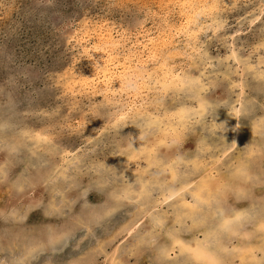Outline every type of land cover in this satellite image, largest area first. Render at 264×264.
Wrapping results in <instances>:
<instances>
[{"label":"rangeland","instance_id":"obj_1","mask_svg":"<svg viewBox=\"0 0 264 264\" xmlns=\"http://www.w3.org/2000/svg\"><path fill=\"white\" fill-rule=\"evenodd\" d=\"M263 13L264 0H0V84L4 86L7 83L14 99H24L31 105L27 107L31 111L28 115V126H33V132L47 128L50 132L49 138L54 140L52 143H56L59 150L68 148L69 152L74 154L80 152L79 157L86 155L96 165L104 161L107 166H111L104 181L94 178L91 171L87 172L88 174L82 172L83 176L76 179L79 187L69 194L72 208L71 212L67 208L68 214L65 211L58 216L51 214L58 217L54 219L48 218L44 212L29 214L31 235L46 236V225H49L52 231H56L53 237H57L58 233L66 230V217L72 213L70 223H74L77 229L69 249L58 259L59 262L54 263L63 264L62 262L70 257L64 256L70 253L75 254L77 258L89 253L91 260L84 257L86 260L83 264L204 263L201 260L196 261L194 255L181 259L182 252L180 253V248L175 244L177 239L191 244L195 242L193 237L202 239L204 227L195 229L194 222L186 219L187 221L183 222L188 224V230L191 228L190 233H181L178 236L179 223L173 219L171 212L165 219L160 220L159 224L156 222V227L152 225V212H162L164 215L165 211H175L180 207V199L170 204L173 208L163 201L165 195L172 190L155 191V188L164 189L165 185L178 195L179 187L187 185L186 192L189 193L184 195L186 199L191 201L190 193L195 191L209 206L210 201L216 197L213 193L218 192L220 195V191H224L226 194L222 193L221 201L217 199L215 205L224 203L230 207L236 201V190L233 191L234 185L232 189L230 183L248 184L243 181L241 175L245 170L242 169L243 164L248 158L246 151L249 146L246 144L252 143L251 137H255L253 141H256L264 140V136H249V116H242L240 124L243 137L240 142L232 144L233 140L229 138L228 133L229 125L232 126L235 119L229 114H232L231 108L238 106L243 96L247 97L245 103L249 106V96L264 90V86H257L254 81L258 73L264 78ZM213 26L219 27L218 34L213 32ZM126 60L131 61V77L133 81L141 84V94L134 98L132 92H123L120 95L116 92L109 95V99H112L110 103L105 104L100 91L107 88L106 79L111 75L110 85L118 87L119 80L121 83L125 82L122 78L118 79L116 74L123 69V62ZM101 64L110 69L106 79L101 73ZM144 70H150L151 74ZM163 73L171 77L179 75L180 79H194L192 86L187 87L192 97L184 93V87L181 91L180 86H166L168 82H164ZM83 76L94 79L93 85L97 87L94 89L97 94H93L92 90L81 83ZM142 78L144 79L141 80ZM157 79L160 81L156 82ZM257 81L259 82V79ZM90 85L93 86L92 82ZM199 90L207 91L213 101L219 102L220 108H217V112L223 124H226L223 131L218 130L216 123L212 121L215 110L211 111L210 115L206 114L203 120H185L176 139L169 136L166 143H153L149 154L138 155L135 151L124 149L127 142L136 144L139 138L137 134L136 137L131 134L133 139H130L129 132L142 129L144 130L141 132L152 131L158 118H164V113L179 111L178 106L183 103H192L195 106ZM225 101L229 102L224 103ZM261 101L264 103V98ZM132 102L134 105L141 104L139 113L142 116L154 114L158 118L148 126L141 120L133 125L130 121L118 126L115 122H110V119L114 118L104 112L114 108L110 104L116 106L125 103L131 106ZM96 106L102 107V112H99ZM261 107H257L253 114L264 115V104ZM130 125L134 129L128 131ZM33 132L31 131L28 137L34 135ZM220 132H224L226 136L221 137ZM161 137L159 135L158 138ZM49 138L45 139L46 142L51 140ZM40 142L44 144V141ZM251 143L250 147H254ZM40 151L44 154L45 149L40 147L37 152ZM54 152L56 151L50 153L49 150L47 154L49 156ZM67 156L53 154V161H57L55 166L61 168L64 165L63 160L69 157ZM248 159V163H245L248 172L250 171L251 176H254L252 179L258 182L252 190V197L257 196L259 202L258 205L252 206L256 215L251 217L249 228L255 234L263 235L257 223L258 220L264 221V186H261L264 185V181H261L264 178V157ZM1 161L4 160L0 153ZM228 162L233 163L232 168H228ZM63 170H66V166ZM170 170L178 171V179ZM16 171V167H11L10 175L6 179H2L0 175L1 230H5L2 226H9L3 225L2 212L11 210L12 213L16 211L21 214L33 199L48 205L55 194L56 185L49 180L47 183L39 181L31 189L24 186L25 191L16 196V192H13L15 186L11 183L15 173L17 174ZM55 175L57 173L49 178L52 180L56 178ZM115 178L118 182L112 185ZM130 180H134L135 186L141 190L140 199L143 203L151 202L149 206L134 201L126 204L124 199L120 202L121 189L128 186ZM147 182L149 188L146 190ZM60 199L64 202L63 196ZM55 204L59 210L63 208V204H59L58 200ZM245 205L247 209L250 208ZM152 206L157 208L151 210ZM104 207L106 209L101 210ZM107 210L111 215L116 213L115 221L108 217ZM99 211L105 212V218H102L100 225L89 229L87 224L91 223V215ZM213 217L215 216L210 213L208 222L212 221ZM137 225H140L139 231L135 230ZM9 238H5L8 245L12 241ZM150 238H154L156 243ZM139 240L143 243H139ZM259 241L254 240L253 244H260V237ZM146 242L147 245H143ZM159 246L164 247L166 254L170 256L167 261L158 262ZM81 251L84 253H79ZM258 253L259 261L264 262L260 252ZM234 261L239 260L236 258ZM222 262H225V259H222Z\"/></svg>","mask_w":264,"mask_h":264},{"label":"bare ground","instance_id":"obj_2","mask_svg":"<svg viewBox=\"0 0 264 264\" xmlns=\"http://www.w3.org/2000/svg\"><path fill=\"white\" fill-rule=\"evenodd\" d=\"M188 4H191V3H188ZM189 6L191 7V5H189ZM198 6H199V4H198ZM189 19H190V17H189ZM218 28L213 26V32L215 34H218V31H217ZM149 42H151V41H149ZM110 45L115 46L113 43H110ZM162 54H165V53H162ZM107 55H109V54H107ZM129 56H130V54H129ZM204 56H205V54H204ZM109 62H112V60H109ZM130 62H129V60L124 61L123 62V69L121 71H119L118 74H116L117 76L115 75L118 79L122 78L125 81V82L122 81V83H121V81L119 80L118 81L119 84H117L118 87L110 85L112 75L110 76L109 79L108 78L106 79L107 73L110 72V69H107V67L103 66L102 64L100 65L101 73L103 74V77H105V79L107 81L106 84L104 83L105 87H107V88H104V90L100 91V92H102L101 94H102L103 102H105V104L110 103V101L112 99V98L109 99V95L110 94L114 95L116 92L118 95H120L123 92H127V93L132 92V93H134L133 94L134 98H137V96L139 94H141V92H140L142 90V87H140L141 84L139 85L137 81H133V79L131 77L132 67L129 64ZM139 62H141V61H139ZM135 70H137V69H135ZM149 71L150 70H146V71L144 70V72L151 74V72H149ZM255 71H257V70H255ZM248 75H249V73H248ZM134 76H135V74H134ZM255 76L256 77L254 78V81H255L256 85L261 86V87L264 86V80H263L264 78L262 79V77H261L262 75L260 73H258ZM116 77H114V79L118 80ZM128 77H129V79H128ZM169 77H170V79H168ZM179 77H180L179 75H174L171 77L169 74L165 75L163 73L162 78L164 79V82H166V81L168 82V83H166L167 84L166 86H171L173 88L180 86L181 91L185 88L186 90L184 93L188 97L191 98L192 93L189 90H187V87L192 86L193 83H191V82H193L194 79L191 78V80H192L191 81L189 79H184L185 77L181 78V79ZM222 77H219V78H222ZM147 78L150 79V77H147ZM143 79L144 78H142L141 80H143ZM257 79H259V82L257 81ZM89 80H91V79H89V77L83 76L81 79V83H83L86 87H88L89 90H92L93 94H97V92H95V90H94V89H97V87H95V85H93L94 79H92L90 82H88ZM250 80H252V79H250ZM19 81L21 82L22 79H20ZM159 81H160V79L156 80V82H159ZM91 82H92L93 86L90 85ZM84 89H86V88H84ZM210 90H211V87H210ZM11 92H12L11 88L8 86L7 83H5L4 86H2L0 84V153H1L3 160H4V161L0 162V175H2V179H6L10 175L9 169L11 167H16L18 169V171H16L17 174L15 173L14 181L11 182L15 186V189L13 192H16V194H15L16 196H19V194H21L23 190L25 191V187H28L27 189H31L32 186L39 183V181L47 183L50 180L51 182H53L54 185H56L55 186L56 188H55V194H53L52 200L49 202L48 205L44 204L41 200H38V199L34 200L33 199L23 209V213H21V214L19 212H16V211H13V213H12L11 210H9L8 212L4 211L1 213V218L3 219L2 221L4 222L3 225H9V226H2L3 229H5V230L0 229V264H56L54 262H59L58 259H60L62 257V255H64V253L69 249L72 237L74 235L75 230L77 229V227L74 226V223H70L71 222V217H70L71 215L70 214H72V213H70L69 216L66 217V219L68 218L66 221L67 223H65L66 230L64 229V231L62 230L60 233H58L57 237L56 236L53 237L54 235H56V231H52V229H50L51 227L49 225H46L49 229L48 230L46 227V232H47L46 236L31 235L30 234L31 233L30 227H32V226H31L30 221H28V219L30 218L29 214L31 212L36 213L37 211L41 212V213L44 212L43 214L48 215V218L53 217V219L58 218L56 216L64 213V211L68 214V209L70 210L69 212H71V208H72L71 203H70V196L71 195H69V194L74 193L75 189L79 187V186H77L79 184V182L77 181V184H76V179L79 177L81 178L83 176L82 172L87 173V172L91 171V173H93L92 175L94 178H96L98 181H104L105 178L108 177V176H106V173L108 172V170L110 169L109 167H111V166L110 165L107 166L106 165L107 162H104V161H102L98 165H96V163H94L93 160H90L86 155H83V156L81 155L79 157L78 155L80 154V152H79V154L77 152H76V154H74L72 152H69L68 148H67V150L66 149L59 150L57 148V144L52 143L54 140L51 137L49 138L50 132L47 131V128H45V129L42 128L40 132H38V131L33 132V126L32 127L28 126L29 125L28 115H30L31 111L28 110L27 107H29L31 105L28 102H26V100H24V99L18 98L19 101L14 99L15 97L13 96V94ZM177 92H178V90H177ZM242 92L245 95L244 91H242ZM262 93H264V90L261 93H258V92L253 93L252 97L249 96V106L247 103H245L246 102L245 99H247V97L243 96V99H241V101L238 103L239 105L231 108L232 114L230 113L229 115L231 118H234L235 120H234L232 126L229 125L230 133H228V134H230L229 138L233 140L231 142L232 144L240 142V140L243 137V135L241 133L242 132L241 131L242 126L240 124L242 116H245V117L249 116L250 129H251L249 136H254V135L264 136V115L263 114L262 115L253 114L257 107L262 108L261 105L264 104L261 101L264 98L263 97L264 94H262ZM196 97H197L196 98L197 102H196L195 106H193L192 103H190V105H189V103H183L181 106L180 105L178 106V107H180L179 111L177 110L174 113L171 112L168 114L164 113V118H162L161 120L158 117H156V115H154V114L151 116L150 115L142 116V114L139 113V110L141 109V106H139V105H141V104H139V105L135 104L134 105L133 102L131 103V106L128 104H125V103L122 105L117 104L116 106H114L113 104H110V106H112L114 108H112L110 110L109 109L104 110V112H106V115L109 116L110 118H114L112 120L110 119V122H112V121L115 122L116 126L125 125L126 123H128L130 121L132 122L130 124L133 125V123L139 122V120L143 121L144 123H147V126H148L155 119L158 118L157 125L155 128H152V131L147 130V131L141 132L144 130V129H142L141 131L134 130V132H132V133L129 132L130 139H133V138H131V134H133L134 136H135V134H137L139 137L137 140V143L133 144V147L136 150H138V151H135L134 153L135 154L138 153V155H142L145 153L149 154L150 151L152 150L151 146L153 145V143L154 144H156V143L161 144L162 142L166 143V142H168L167 138H170L169 136H171V137L173 136V138L178 136V134L181 133L180 131H182V128L184 126L183 122H185V120L186 121L188 120L190 122H193L196 119H202L203 120L204 117L206 116V114L210 115L211 111L216 110L215 114L212 116V121L214 122V124L216 123L218 130H220V131L224 130V127L226 126V124L225 125L223 124L224 122H223L220 114L217 112V108L219 107L218 106L219 102L213 101V99H211L209 97V93L207 91L202 92V90H199L198 95ZM194 98H195V96L193 95V99ZM259 98H262V99L258 100ZM227 102H229V101H225L224 103H227ZM220 105H221V103H220ZM95 108L97 110H99V112H102V111H100V109L102 107L96 106ZM84 113H85V111L82 113V115ZM202 120H200V121H202ZM200 123H202V122H200ZM131 125L127 129L128 131L134 129V127H132ZM149 127H151V126H149ZM211 129H213V128H211ZM31 131L34 133V135L28 137L29 135H31L30 134ZM46 131H47V133H45ZM209 132L210 131L208 130V134H209ZM227 132H229V131L227 130ZM216 134H219V133H216ZM224 134H225L224 132H220L221 137L226 136ZM159 135H161L162 137L158 138ZM47 138L51 139V140L47 141L50 144H47V142L45 140ZM254 138L251 137L252 143L249 142V143L255 145L254 147L253 146L250 147L251 145L249 143L246 144L249 146V150L246 151V155L248 156V158L251 157L253 159L255 157H258V159H260V157L263 158L264 157L263 156V154H264V140L253 141ZM157 139H158V141H157ZM40 140L44 141V144L41 143ZM129 145H130L129 142H127V144L124 147V149H126V151L128 149L132 150L129 147ZM40 147L43 150L45 149L44 154H41V152H43V151L37 152V150ZM49 150H50V153H52L53 150L56 151L53 154L60 153L61 155H68L69 156V157L67 156L68 158L65 159V161L63 160L64 165L61 168L55 166L57 161H55V162L53 161V157H52L53 154L48 156L47 153H49ZM90 153L91 152H89V154ZM225 154H227V153H225ZM248 158L246 159V161L249 160ZM241 159H242V157H241ZM141 161L144 162V160H141ZM246 161L244 162L243 167H242V169L245 168V170L241 172V175L243 176L242 177L243 181H245L248 184L244 185V184H241V182H234L235 184H233L232 182L230 183L231 188L234 185V189L232 188L233 191L236 190V196H235L236 201L233 203V205H230V207H229V205L225 206L224 203H220V202H219L220 204L218 206L215 205V201L217 199H219V201H221L220 197L223 196L222 193L226 194V192H224V191H220V195L218 194V192L213 193V194H215L216 197L213 198L212 201H210L211 205L209 206L208 203L205 200H203L202 198H200L197 195V192H195V191L190 193V194H192V196L190 195L191 201L186 199L184 197V195L189 193V192L188 193L186 192V186L187 185H184L182 188L179 187V190H178L179 194L178 195L176 194V191H174L171 188H168V186L164 185V189H158V188L154 187L155 191L156 190H162V191L167 192L168 190H172V191H170V193L165 195L163 201L170 205V204H174L177 199L178 200L180 199V207H178L177 210H175V211H173V210L170 211V209H169V211H165L166 215H165V212H164V215L162 212H160V213H158L157 211L152 212L155 215V216L154 215L151 216L152 217L151 221L154 223H152V222H150V223H152L153 226L156 227L160 223V220L165 219L166 216L167 215L169 216L170 215L169 213L171 212V214H173V219H175V221L177 220L179 223V232L180 233H177L178 236H180L181 233L183 235H187L190 233L189 231L191 228L188 230V228H187L188 224L183 222L186 219L192 220L194 222V224L196 225L195 229H198L201 227L205 228V230H202V233H204V237L202 239H199L198 237H197L198 239L193 237V240L195 241V242L193 241L194 242L193 244L188 243L186 241H183L182 239H180L182 241H180L178 239H177V241H175V244L178 246V248H180V253L182 252V254H183V255L181 254V257H182L181 259H185L187 256L190 257V256L194 255L196 257V261H200V260H201V262L204 261L203 264H253V262H254V264H262V263L264 264V262L261 263V261H259V258H258V254H259L258 252H260V256H262L261 259H263V261H264V221L258 220V223H257L258 224L257 227H258L259 231L260 230L262 231L263 235H260L259 233L255 234L253 232V230H250V228H249V225H250L249 223H250L251 217L256 215L255 214L256 212L253 210L252 206H255V204L258 205L259 202H258L257 196L253 195L254 197H252V194H253L252 190L256 187V185H258V182H256L254 178L252 179V177H254V176L253 175L251 176L250 171L248 172L247 166L245 164L248 162H246ZM65 163L67 165H65ZM157 163H159V162H157ZM228 163L230 164V165H227V166H229L228 168H230V167L232 168L233 163H231V162H228ZM110 164L112 165V163H110ZM145 164H147V163H145ZM152 164H154V163H152ZM64 166H66V170H63ZM97 166H98V168H97ZM94 167H95V170L98 171V173H96V174H95V170H93ZM261 169H263V167ZM47 173H48V175H47ZM54 173H57V175H55L56 178L51 180L49 177H51L52 174L54 175ZM91 173H89V174H91ZM171 173H173L172 175H174L178 179V176H177L178 171L176 172L175 170H173V172L171 171ZM231 173H232V170H231L230 174ZM215 174H217V173H215ZM254 181H255V183H254ZM261 181L263 182L264 178ZM117 182H118L117 178L113 179L112 185H114ZM147 184H148V182H147ZM185 184H186V182H185ZM13 185H12V187H13ZM61 186H62V188L64 187L65 189L64 188L62 189ZM261 186H264V185H261ZM145 188L147 190L149 188V184ZM150 188H151V185H150ZM181 189H183V191ZM121 192H122V195H121L122 200H120V202H122L124 199L126 204L128 202H131V201L143 203L142 199H140V198H142V194H141L142 192L137 186H135L134 180H130L129 185L123 187L121 189ZM82 193H84V192H82ZM81 195L83 196V194H81ZM62 196H63L64 202L60 199V197H62ZM59 199H60V201H59ZM57 200H58L59 204H63V208L61 210H59L57 208V205L55 204V203H57ZM172 200H173V202H172ZM150 203L151 202L148 201V202H146V204H144V203L143 204H144V206L147 207L150 205ZM245 204H247L250 208L247 209ZM170 207H171V205H170ZM155 208H157V207L152 206L151 210H153ZM171 208H173V207H171ZM105 209L106 208L104 207L101 210H105ZM107 211L109 214L108 217L115 221V219L117 217H114V214H116V213L114 212L111 215L109 210H107ZM210 213L215 217L212 218V221L210 220V222H208V218H209ZM51 214H56V216H53ZM104 214H105V212H101V211H99L98 213L94 212L90 218L91 223L87 224V227L89 229H91L92 227H97V225H100L102 218H105ZM63 218H65V216ZM5 221L6 222L9 221L10 223L7 224ZM255 221H257V220H255ZM156 222H158V224ZM129 230L132 231L133 229L132 230L129 229ZM135 230L139 231L140 225L135 226ZM7 234H9V235L5 236ZM228 234H229V236H228ZM10 235H12V236H10ZM194 236H195V234H194ZM9 237H12V239H10ZM259 237L262 239L261 243L260 244H253V241L256 239H257V242H260ZM5 238H9L10 240H12L9 245L7 244L8 240L5 241ZM150 240H152L153 243H156L154 238H150ZM87 242H89V240H87ZM139 243H143V241L139 240ZM158 244H160V243H158ZM143 245H147V242ZM215 246H216V248H215ZM163 248H161V246L158 247V250H159V251H157L158 262L167 261L170 257L169 255L166 254V252ZM79 253L83 254L84 252L81 251ZM70 254L67 256L66 255L64 256V257H68V256H70V257H68L66 260H64L62 262L63 264H64V262H66L65 264H83L86 260L84 257H88L87 258L88 260L90 259L89 253L88 254L86 253V255H89V256L83 255V256H79V258H77L75 256V254L74 255H72V254L70 255ZM42 257L44 260H42ZM236 258H238V260H239L238 262L234 261ZM181 259H179V261ZM222 259H225V262H222Z\"/></svg>","mask_w":264,"mask_h":264},{"label":"clouds","instance_id":"obj_3","mask_svg":"<svg viewBox=\"0 0 264 264\" xmlns=\"http://www.w3.org/2000/svg\"><path fill=\"white\" fill-rule=\"evenodd\" d=\"M129 147L133 150V151H138L133 147V143L129 145Z\"/></svg>","mask_w":264,"mask_h":264}]
</instances>
